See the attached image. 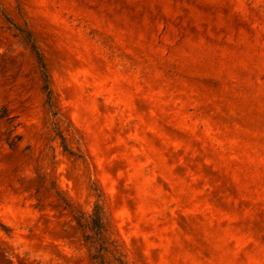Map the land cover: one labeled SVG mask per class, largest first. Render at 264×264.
<instances>
[{
  "label": "rangeland",
  "instance_id": "rangeland-1",
  "mask_svg": "<svg viewBox=\"0 0 264 264\" xmlns=\"http://www.w3.org/2000/svg\"><path fill=\"white\" fill-rule=\"evenodd\" d=\"M2 110L0 264H90L35 170L84 212L97 184L130 264H264V0H0Z\"/></svg>",
  "mask_w": 264,
  "mask_h": 264
},
{
  "label": "trees",
  "instance_id": "trees-1",
  "mask_svg": "<svg viewBox=\"0 0 264 264\" xmlns=\"http://www.w3.org/2000/svg\"><path fill=\"white\" fill-rule=\"evenodd\" d=\"M5 19L16 31V36L23 46L30 51L34 58L41 82L44 108L50 121L54 139L58 140L59 149L63 154L70 157L83 159L81 155L74 153L65 142L64 134L58 124L59 110L56 107L46 66L34 39L26 26L23 28L16 27L6 17ZM0 119L11 122V118L5 110L0 111ZM15 128L16 126L4 133V138L0 140L11 151L17 149L22 140L21 136L15 133ZM66 131H69V127ZM35 174L37 182L56 198L60 206L69 212L75 224L76 232L87 251L90 264H130L127 259L125 246L118 235L104 194L97 184L92 183L90 185V190L94 193L95 201L91 210L84 212L59 190L54 176L39 173L37 170H35Z\"/></svg>",
  "mask_w": 264,
  "mask_h": 264
}]
</instances>
